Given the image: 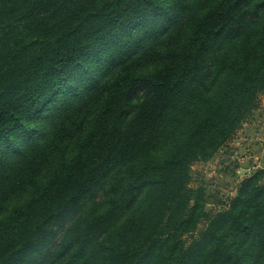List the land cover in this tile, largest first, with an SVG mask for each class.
Returning a JSON list of instances; mask_svg holds the SVG:
<instances>
[{
	"label": "trees",
	"instance_id": "trees-1",
	"mask_svg": "<svg viewBox=\"0 0 264 264\" xmlns=\"http://www.w3.org/2000/svg\"><path fill=\"white\" fill-rule=\"evenodd\" d=\"M263 93L264 0H0V264H264L191 184Z\"/></svg>",
	"mask_w": 264,
	"mask_h": 264
},
{
	"label": "rangeland",
	"instance_id": "rangeland-1",
	"mask_svg": "<svg viewBox=\"0 0 264 264\" xmlns=\"http://www.w3.org/2000/svg\"><path fill=\"white\" fill-rule=\"evenodd\" d=\"M264 169V93L259 107L243 124L235 137L207 162L192 166V185H203L207 208H221L223 202L236 194L238 183ZM93 205L85 208L89 212ZM101 205L99 209H103Z\"/></svg>",
	"mask_w": 264,
	"mask_h": 264
}]
</instances>
